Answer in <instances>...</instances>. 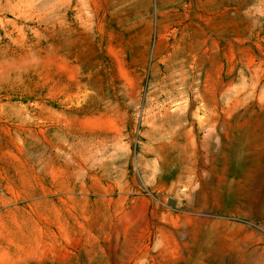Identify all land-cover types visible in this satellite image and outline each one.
<instances>
[{"label": "rangeland", "instance_id": "374dc122", "mask_svg": "<svg viewBox=\"0 0 264 264\" xmlns=\"http://www.w3.org/2000/svg\"><path fill=\"white\" fill-rule=\"evenodd\" d=\"M0 264H264V0H0Z\"/></svg>", "mask_w": 264, "mask_h": 264}]
</instances>
